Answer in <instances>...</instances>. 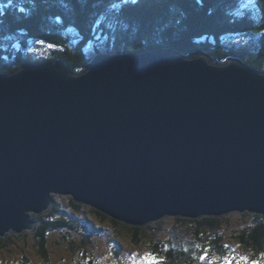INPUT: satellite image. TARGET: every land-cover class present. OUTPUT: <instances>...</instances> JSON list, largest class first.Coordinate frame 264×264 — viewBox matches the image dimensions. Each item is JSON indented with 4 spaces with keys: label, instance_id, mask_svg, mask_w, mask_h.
Returning <instances> with one entry per match:
<instances>
[{
    "label": "water",
    "instance_id": "water-1",
    "mask_svg": "<svg viewBox=\"0 0 264 264\" xmlns=\"http://www.w3.org/2000/svg\"><path fill=\"white\" fill-rule=\"evenodd\" d=\"M56 194L134 227L264 222V71L169 48L0 71V238L37 229Z\"/></svg>",
    "mask_w": 264,
    "mask_h": 264
},
{
    "label": "trees",
    "instance_id": "trees-1",
    "mask_svg": "<svg viewBox=\"0 0 264 264\" xmlns=\"http://www.w3.org/2000/svg\"><path fill=\"white\" fill-rule=\"evenodd\" d=\"M242 3L249 0H139L135 5L125 0H0V71L9 73L23 63L54 59L78 71L98 53H140L156 48L182 54L201 49L219 61L234 56L264 71V0H250V6L241 9ZM57 204L47 213L32 216L38 222L35 248L43 258L47 232L76 229L71 216L62 213ZM69 204L81 207L71 197ZM91 211L101 220L111 221L115 229L130 232L133 242L147 239L153 251L163 255L164 264H203L199 260L205 250L207 256L220 261L232 256L220 229L223 217H177L175 220L185 223L179 229L183 233L173 229L163 241L153 229L157 221L134 227ZM243 215L254 221L233 237L248 264H264L263 219L258 214ZM80 227L84 232L100 230L88 219ZM5 241L0 238V245L6 246ZM82 242L86 243V236ZM70 248H76L72 242ZM242 263L239 257L238 264Z\"/></svg>",
    "mask_w": 264,
    "mask_h": 264
},
{
    "label": "rangeland",
    "instance_id": "rangeland-1",
    "mask_svg": "<svg viewBox=\"0 0 264 264\" xmlns=\"http://www.w3.org/2000/svg\"><path fill=\"white\" fill-rule=\"evenodd\" d=\"M238 36L246 37V35ZM53 199V204L58 203L62 213H68L71 216L74 221L72 225L78 230L56 229L47 232L44 249L45 258L41 257L38 249L35 248L36 237L34 233L37 229L19 234L11 232L3 237L6 240V246L0 245V264H153V260L161 261L164 264L163 255L153 251L147 239H141L139 243L133 242L130 232L118 226L115 229L109 220H101L91 211L90 206L79 204L81 205L79 208L72 207L69 204V196L56 194L53 195ZM243 213L234 212L222 216L220 229L225 233V242H228L227 244L231 247L232 256L236 257L232 264H238L239 257H247L240 244L233 237L235 232L254 221L253 217L243 215ZM175 218L177 217H164L153 226L157 236L161 237L163 241L169 235L171 236L170 232H173V229L178 234L183 233L179 229H184L180 225L185 223L177 221ZM84 219L91 221L93 227L95 229L100 228V230L92 232L81 230L84 229L80 227ZM188 226L186 224V227ZM8 236L7 240L6 237ZM83 236H86V243L84 244L82 242ZM185 240L189 243L188 240L190 239L187 237ZM71 242L77 249L70 248ZM44 259L46 260L44 261ZM222 259L223 261H220L206 256L203 261H199L203 264H224V258ZM242 264H245L244 260Z\"/></svg>",
    "mask_w": 264,
    "mask_h": 264
},
{
    "label": "snow or ice",
    "instance_id": "snow-or-ice-1",
    "mask_svg": "<svg viewBox=\"0 0 264 264\" xmlns=\"http://www.w3.org/2000/svg\"><path fill=\"white\" fill-rule=\"evenodd\" d=\"M125 3H131L132 5H135V4L139 3V0H125ZM249 6H250V0H249V3H242L241 9L249 7ZM237 14L239 15L240 13L238 12ZM41 43H42V41H41ZM51 46L52 45H49V47H51ZM225 247H227V246H225ZM206 256H207V250H205V254L200 257V260L203 261L206 258ZM262 258H264V257H262ZM234 259H236L235 256H226V257H224V264H232V261ZM240 259L244 260L245 264H248L247 257H241ZM153 264H162V262L158 261V260H153ZM251 264H259V262L254 261V262H251Z\"/></svg>",
    "mask_w": 264,
    "mask_h": 264
},
{
    "label": "bare ground",
    "instance_id": "bare-ground-1",
    "mask_svg": "<svg viewBox=\"0 0 264 264\" xmlns=\"http://www.w3.org/2000/svg\"><path fill=\"white\" fill-rule=\"evenodd\" d=\"M4 73V72H3Z\"/></svg>",
    "mask_w": 264,
    "mask_h": 264
}]
</instances>
